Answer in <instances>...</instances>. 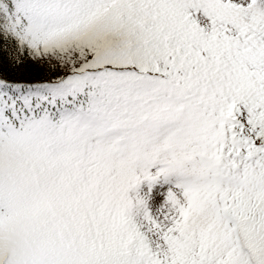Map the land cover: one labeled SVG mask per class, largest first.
<instances>
[{
    "label": "snow or ice",
    "instance_id": "1",
    "mask_svg": "<svg viewBox=\"0 0 264 264\" xmlns=\"http://www.w3.org/2000/svg\"><path fill=\"white\" fill-rule=\"evenodd\" d=\"M0 64V264H264V0H0Z\"/></svg>",
    "mask_w": 264,
    "mask_h": 264
},
{
    "label": "trees",
    "instance_id": "2",
    "mask_svg": "<svg viewBox=\"0 0 264 264\" xmlns=\"http://www.w3.org/2000/svg\"><path fill=\"white\" fill-rule=\"evenodd\" d=\"M0 71L7 73L10 79H13V80L21 79L20 70L15 69L10 64H0ZM35 72H36L35 69H27V70H24V75L25 76H28V75L34 76Z\"/></svg>",
    "mask_w": 264,
    "mask_h": 264
}]
</instances>
